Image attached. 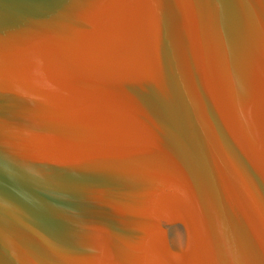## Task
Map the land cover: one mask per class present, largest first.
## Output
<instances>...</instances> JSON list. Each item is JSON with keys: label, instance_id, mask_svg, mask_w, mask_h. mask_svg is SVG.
Returning a JSON list of instances; mask_svg holds the SVG:
<instances>
[{"label": "water", "instance_id": "1", "mask_svg": "<svg viewBox=\"0 0 264 264\" xmlns=\"http://www.w3.org/2000/svg\"><path fill=\"white\" fill-rule=\"evenodd\" d=\"M0 264H264V0H0Z\"/></svg>", "mask_w": 264, "mask_h": 264}]
</instances>
